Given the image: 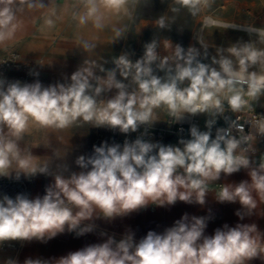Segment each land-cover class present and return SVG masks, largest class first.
Returning a JSON list of instances; mask_svg holds the SVG:
<instances>
[{"label": "clouds", "instance_id": "obj_1", "mask_svg": "<svg viewBox=\"0 0 264 264\" xmlns=\"http://www.w3.org/2000/svg\"><path fill=\"white\" fill-rule=\"evenodd\" d=\"M29 8H43V0H19ZM212 0H176L192 16L209 8ZM128 0H83L84 13L79 23L92 22L96 29L105 27L108 12H120ZM0 0V44L13 38L18 27L12 5ZM179 9L173 8L176 12ZM207 28L239 29L256 40H239L228 47H217L210 63L208 44L198 38L203 52L196 47L186 50L170 39H153L144 45L143 55L135 60L130 53L107 61L85 59L71 74L70 81L47 87L34 83L7 82L0 79V177L19 179L21 175L52 176L54 182L43 196L29 198L18 194L0 198V243L5 241H45L63 233L84 235L92 232L97 218L113 220L148 205L167 206L177 201L203 206L209 185L225 176L246 170L250 180L223 184L215 199L239 202L243 220L264 204V160L254 159L257 138H264V114L255 113V105L264 98V27L237 25L205 16ZM48 27L53 25L46 19ZM156 25L168 27L161 16ZM122 32L117 30L116 37ZM95 45L82 48L91 52ZM162 47L164 55L158 51ZM162 72L163 75H158ZM118 76L120 78H118ZM115 90L110 98L109 93ZM164 108L174 121L186 115L203 114L206 130L193 124L190 138L177 145L145 140L143 136L121 144L104 142L94 146L90 156L80 155L70 171L53 151L43 159L33 155L25 138L34 130H64L83 121L92 127L136 132L158 121L156 109ZM236 116L233 120L226 113ZM223 118L226 127H213ZM244 119L241 124L240 120ZM245 125L248 131H245ZM51 147L50 142L46 145ZM68 172V175H65ZM205 217L184 215L163 233L149 231L140 240L133 233L121 239L108 237L70 252L55 264H249L264 260V233L255 223L225 224L213 235H205ZM5 264H17L8 259ZM24 264H45L26 259Z\"/></svg>", "mask_w": 264, "mask_h": 264}, {"label": "crops", "instance_id": "obj_2", "mask_svg": "<svg viewBox=\"0 0 264 264\" xmlns=\"http://www.w3.org/2000/svg\"><path fill=\"white\" fill-rule=\"evenodd\" d=\"M78 2L79 0H43L45 5L43 8H29L27 4L21 5L19 0H14V4L11 7L18 27L12 39L0 44V51L15 48L21 53L23 60L26 61L44 56L46 47L55 42V38L58 36L62 26L67 25L72 18L74 25L80 24L79 17L84 13L85 9L82 2L81 13L74 15ZM0 7H2V5H0ZM257 10H260L261 13H257ZM254 11H257L256 14H254L255 16L258 14H261V16L260 23L253 25L264 26V0H256L254 2ZM106 17L109 20L115 21L119 18V14L116 12H108L106 13ZM46 19H51L53 21L51 27L45 24ZM121 32L122 35L119 38L116 37L115 34L112 37L116 44L123 39L124 32ZM199 35L202 39V35ZM54 51L52 50L51 53L53 54ZM208 54L211 57L214 56L209 49ZM255 106L257 107V105ZM257 109L260 111L263 110L262 108ZM155 114L158 121L153 125L156 127H164L163 119L166 114L165 109H156ZM198 119L199 123L197 126L202 131L206 130L207 117L200 114L198 115ZM189 138L190 137H185L183 139ZM263 139L264 138L261 139L259 145V156L261 160H264ZM89 140L90 134L70 139L69 142L76 144V146L69 149L50 148L43 144L32 153L37 157L48 159V157H53L54 151L58 157L62 158L65 156L62 161L55 160L54 158V168L57 164H66L70 171L78 172L80 169L75 164V160L80 155L86 157L90 156L88 146ZM169 144L179 146L173 139H168L164 143V145ZM65 175L67 176L68 172H65ZM36 176L38 179H36L35 183L30 188V198H35L38 195L43 196L45 194V188L54 182L52 176L43 174H37ZM244 180H250V177L247 171L243 169L228 176L222 173L220 180L209 185V192L203 206L195 203L187 204L182 201H177L174 205L167 206L150 204L145 208H141L123 217H117L113 220L97 218L92 222L94 225L93 231L84 235H77L76 232H69L66 229L63 233L57 234L54 238L45 241L36 239L31 241H5L3 242L5 247L0 248V264H5L8 259L15 260L17 264H24L26 259H38L45 262V264H55V261L68 255L70 252L81 250L92 244L102 243L110 236L119 240L125 234L133 233L134 238L138 241L146 236L149 231L163 233L166 228L173 226L175 222L180 220L184 215H187L189 218L193 216L205 217L207 220L205 235L209 236L213 235L216 229L222 228L225 224L234 227L238 223H255L258 229L264 233V204H261L258 210L254 211L253 215L245 216L244 219L241 220L236 215L237 211H242L239 202L220 203L215 199L216 193L221 185L238 184ZM217 186H219V188H217ZM249 264H264V260L256 258L249 261Z\"/></svg>", "mask_w": 264, "mask_h": 264}, {"label": "rangeland", "instance_id": "obj_3", "mask_svg": "<svg viewBox=\"0 0 264 264\" xmlns=\"http://www.w3.org/2000/svg\"><path fill=\"white\" fill-rule=\"evenodd\" d=\"M255 1L212 0L209 8L204 9L197 16H192L186 8L176 3V0H128L124 9L118 12L119 18L117 20H109L105 16V27L103 29H96L91 21L86 25H74L72 18L67 25L61 27L55 42L46 47L44 56L34 58L38 65L31 83L38 80L43 86L47 87L58 82H69L71 74L88 58L94 60H101L102 58L103 61H107L104 67L112 68L114 67L111 63L113 57H118L124 53L141 57L144 45L153 39L158 41L170 39L173 44H180L186 50L190 46H195L196 39L201 34L202 39L208 44V49L215 56L216 46L226 48L239 40L246 42L249 39L256 40V37L252 36L250 38L243 30L204 27L203 18L210 16L237 25L259 24L261 14L256 16L254 14L257 11V13H261V11H254ZM82 2L83 0H79L77 3L74 15L81 13ZM173 8L179 10L173 12ZM161 16L166 18L168 24L165 29H160L156 25V21ZM117 30L124 32L123 39L118 44L112 39ZM85 42L95 45L91 52H87L82 48V44ZM257 47H264V45L257 44ZM52 50H55L53 54L51 53ZM158 51L161 55L165 54L162 47ZM202 62L210 63L211 56L208 54V58L202 59ZM159 75H163V73L160 72ZM256 105L257 108L263 109L260 112L264 114V98ZM94 130L95 127L83 121L64 130L43 131L34 129L25 138V142L30 145H39L33 146L32 152L43 144L46 146L49 142L51 144L50 148L69 149L76 146V144L69 142L70 139L75 137L90 134V143ZM14 177L13 174L12 178ZM36 179H38L37 176Z\"/></svg>", "mask_w": 264, "mask_h": 264}, {"label": "built area", "instance_id": "obj_4", "mask_svg": "<svg viewBox=\"0 0 264 264\" xmlns=\"http://www.w3.org/2000/svg\"><path fill=\"white\" fill-rule=\"evenodd\" d=\"M201 39L200 37H198ZM196 39V47L198 50L203 52V49ZM208 51V49H207ZM130 58L135 62V60L140 57L130 56ZM38 63L34 60H23L21 53L15 49L10 48L7 50L0 51V79H4L7 82L19 81L21 83H31L33 80V74L37 67ZM159 75V73H158ZM118 78H120L118 76ZM115 94V90L109 93V98ZM164 109V108H163ZM165 117L163 119L164 127H156L154 125L151 128L145 129L143 126L138 129L136 132L129 134L121 133L118 129H110L108 127H95L93 138L89 145L90 155L93 153L94 146H100L102 143L106 142L109 145L111 144H123L125 140L129 142L134 141L136 138L143 136L145 140L151 142H159L164 144L168 139H173L176 144H179L181 138L190 137L189 129L195 124L196 126L199 123V119L196 116H188L184 118L183 121L173 123L171 117L167 114L165 109ZM262 114L259 109L255 106V113L245 115L244 119H250L251 115ZM233 120L236 119V116L230 112L226 113ZM188 118V120H187ZM244 119L240 120V123H244ZM226 123L223 118L217 120V124L213 127V138L215 136V129L217 127H226ZM245 131H248V126L245 125ZM260 137L257 138L255 144L256 152L254 159L258 163L261 161L259 156V145L261 142ZM36 176L25 177L21 176L18 180L14 178H0V198L4 195H8L11 198H15L18 194H26L30 198V188L35 183ZM219 188V186H217ZM5 247L3 243H0V248Z\"/></svg>", "mask_w": 264, "mask_h": 264}, {"label": "bare ground", "instance_id": "obj_5", "mask_svg": "<svg viewBox=\"0 0 264 264\" xmlns=\"http://www.w3.org/2000/svg\"><path fill=\"white\" fill-rule=\"evenodd\" d=\"M230 30H239V29H231V28H229ZM203 33V32H202ZM187 120H188V118H187Z\"/></svg>", "mask_w": 264, "mask_h": 264}]
</instances>
